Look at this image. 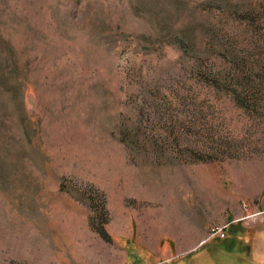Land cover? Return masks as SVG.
Returning a JSON list of instances; mask_svg holds the SVG:
<instances>
[{
  "label": "rangeland",
  "instance_id": "rangeland-1",
  "mask_svg": "<svg viewBox=\"0 0 264 264\" xmlns=\"http://www.w3.org/2000/svg\"><path fill=\"white\" fill-rule=\"evenodd\" d=\"M0 64V264H264V0H0Z\"/></svg>",
  "mask_w": 264,
  "mask_h": 264
},
{
  "label": "trees",
  "instance_id": "trees-1",
  "mask_svg": "<svg viewBox=\"0 0 264 264\" xmlns=\"http://www.w3.org/2000/svg\"><path fill=\"white\" fill-rule=\"evenodd\" d=\"M174 38L175 39L168 40L167 42L170 45L177 46V48L185 52L182 67L190 73L192 80H195L193 84L185 88L186 91L183 92L185 100H189L191 96L194 97V95H198L200 93L199 89L201 88L209 91L215 89L219 92H228L232 90L235 94L239 93L237 95L238 99H242L244 91L251 92V90L255 89L250 70L245 73V78H240V74L238 73L239 65L237 61H235L232 52L230 53V58L234 63H232L233 75L232 73H226L224 69L214 73L210 67V53L208 48L198 49L196 47L197 39L195 36H193L192 39H185L183 36ZM205 40L206 39L203 37L204 42ZM219 69H221V67ZM10 73L13 74L9 66L0 64V93L2 94L9 93V91L15 87ZM243 84L244 88L242 87ZM243 99L245 98L243 97Z\"/></svg>",
  "mask_w": 264,
  "mask_h": 264
},
{
  "label": "built area",
  "instance_id": "built-area-1",
  "mask_svg": "<svg viewBox=\"0 0 264 264\" xmlns=\"http://www.w3.org/2000/svg\"><path fill=\"white\" fill-rule=\"evenodd\" d=\"M213 231H214V234H220V233H222V237L225 236L224 235V231L222 229H213Z\"/></svg>",
  "mask_w": 264,
  "mask_h": 264
}]
</instances>
